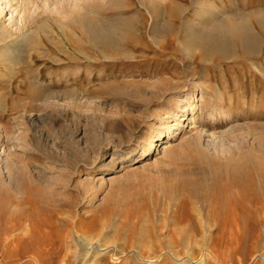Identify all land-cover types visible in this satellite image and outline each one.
Segmentation results:
<instances>
[{
  "label": "rangeland",
  "instance_id": "374dc122",
  "mask_svg": "<svg viewBox=\"0 0 264 264\" xmlns=\"http://www.w3.org/2000/svg\"><path fill=\"white\" fill-rule=\"evenodd\" d=\"M219 1L220 20L250 19L262 39L254 47L258 54L245 55L237 46L233 57L199 49L190 55L180 44L183 23L173 22L170 5L156 14L142 0H0V23L11 34L5 42L29 34L14 67L0 64V181H10L6 166L16 172L25 163L59 200L51 223L60 229L48 237L52 242L63 235L76 250V239L67 235L79 218L81 234L101 239L102 249L116 247L95 259L71 255L70 264H176L172 254L200 264H264V22H258L264 0H238L240 11L230 0ZM184 16L198 17L192 11ZM82 18L110 24L113 37L94 40ZM169 19L170 29L163 26ZM201 78L210 82L208 89H193ZM190 90L196 110L171 117ZM36 118L43 123H33ZM171 120L184 124L149 149L109 163L132 138ZM196 136L212 167L197 175L204 180L202 194L192 187V197L176 206L163 191L204 165L186 144ZM249 152L251 185L235 189L220 170ZM22 227L12 237L7 221L0 224V252L8 238L23 244L21 256L24 246L33 250Z\"/></svg>",
  "mask_w": 264,
  "mask_h": 264
},
{
  "label": "bare ground",
  "instance_id": "6f19581e",
  "mask_svg": "<svg viewBox=\"0 0 264 264\" xmlns=\"http://www.w3.org/2000/svg\"><path fill=\"white\" fill-rule=\"evenodd\" d=\"M228 2L236 6L233 7L235 11H240L241 8L238 6V0H230ZM223 3L224 2L222 1L220 2L219 0H190V4L188 3V5H185V4H181L180 0H142V4L144 6H150L153 12L156 14L165 11L166 7L170 5L171 7L169 9L170 12L169 11L168 12L169 14L171 13L170 15H173L172 16L173 22L180 19V21H182L181 23H183L182 25L180 24L183 32L182 34L183 37L181 39L180 44L183 47V49L190 55H192L195 49L196 51L197 49H199L202 50L203 52L205 51L206 54H211V55L217 54L220 57L221 56L233 57V56H237V52H236L237 46L242 48L241 50H243L244 54L246 53L245 55H251V53L254 52V47L257 48V45L262 44L261 43L262 39L260 38L261 39L260 42V40L256 38L257 34L252 31L250 19L247 17L242 16L241 19L237 21L225 20V19L220 20L219 17L221 16V13L223 11ZM16 8L12 9V11L15 10ZM187 11H192V13L198 17L191 18L190 16V18H185L184 15ZM2 14L3 12L0 13V15ZM197 18H199L200 20ZM202 18L206 23L204 21L200 22ZM260 19L258 20V22L262 24L264 22V18H260ZM172 20L171 22L169 21L168 23L163 24V26L170 29L168 27V24L172 23ZM83 22L86 23V26H88L90 36L96 41L108 42V40L112 36L111 29L113 27H111L110 24L108 25L100 24V23L98 24L97 21H95L92 24L91 22L88 23L86 19H83ZM166 28L164 30H166ZM28 35L29 34L27 33V34L19 35L17 37L15 36L14 38H11L10 42H5L7 41L8 38H10L11 34L8 32V29L0 23V47H2L0 51V64L6 62L10 65V67H12L11 66L12 64L14 67V64L18 61L16 54H18L17 52H19L20 49L22 48V45L26 41ZM253 37L256 39L253 40V42H251V38ZM171 41L173 42L174 39L171 38ZM257 50L259 52V49H256V51ZM255 53L256 52H254L253 54ZM209 56L210 55H208V57ZM207 59L210 60V57ZM10 72L14 73V70ZM38 75H39L38 76V80H39L42 74L39 73ZM201 79L197 82L194 81L193 89H195L198 86L202 88V91L208 89L207 87H209L210 82ZM32 84L36 85L41 83H39L38 81L35 83L34 81L32 82ZM229 88L230 87L225 85L224 91L228 92ZM214 90H216L217 97L222 101V99L224 98V94H222L221 91L222 88H220L219 85H217L215 86ZM191 92L192 91L190 90V93ZM190 95H193V93L187 95L186 98H181L180 101H182L184 104L177 105L175 107L176 109H174L171 112L170 114L171 117L177 115L178 112L184 113L188 111L187 113L191 112L193 114V112L197 108V104L195 102V99L191 100ZM232 98L231 97L229 98L231 102L233 100ZM2 103H0V107ZM23 114L21 116L22 118H23ZM252 120L254 121L253 118ZM32 122L40 123V124L43 123V121H41V119L38 118L34 120L32 119ZM180 124L181 125H179V123H175L174 120H171V121H167L164 124L163 128L160 130L156 128L157 127L156 126L155 128H149L148 130L143 131L142 135L131 139V142L128 144V148L124 150H120L121 152H123L121 155H118L117 153L112 154V158L110 159L111 162L109 163L111 164L117 158L121 157L124 154L130 156L131 154H134L133 153L134 151L136 152L139 149L140 150L149 149V147L153 146L155 142H157L158 138L166 135L169 137V135L174 132L176 126L179 129L181 126H183L184 123H180ZM250 124L253 125V123L251 122ZM199 138L200 137L198 136L188 137L186 139V144L190 146L192 150L197 152L201 164L204 165L196 169L197 174H195V176L193 177L189 176L184 180H182L181 183L167 187L165 191H163V194L167 197V199L175 203L176 206L178 205L180 206V204L184 205L185 198H187V200L188 198H190L189 196H191V194L193 193L192 187L197 188L199 193L202 194L201 184L203 183L204 180L202 177H197V175L198 174L207 175V173L209 172L207 170V167H212V165L210 164L211 160L209 159V157L206 156L204 151H202L200 148ZM32 157L33 155H30V158ZM251 160H252L251 154L249 152V155H246L243 158H240L238 161H235V164L231 165V168L228 169L227 171L221 169L219 174L222 173V177L225 174H227L226 178L230 179L229 182L231 184V187L233 186L235 187V189L237 187L247 188L248 186L251 185ZM78 164L79 161L76 159L75 163L73 164L74 169L78 167ZM214 165L217 167L218 164H216L215 162ZM6 167L9 169L8 171L10 173V181L8 183L0 181V224L4 221L5 222L7 221V232L8 235L10 236L13 235L12 233L19 226H23L22 228H24L23 230L24 238H29L30 240H32L33 250H31L30 252L29 248L24 246L23 251H25L24 253L26 255L21 256L20 249H21V245L23 244L20 243L19 239L12 240L8 238L4 250L0 252V264H21L24 263L25 259L27 260V262L29 261L31 264H70L72 258L71 255H74V259H78V260L86 259L88 257H93L95 259V256H98L100 252L106 253L107 249H110L111 247L116 248L115 246L108 245L106 246L105 249H102L101 239H97L95 241L92 235H87L88 233L81 234L80 233L81 230H79L80 229L79 218H77L76 221L72 220L73 221L72 226L68 229L69 234L67 235L68 237H73V239H76V242L75 240H73L76 243V247H77L76 250H72L73 248L71 249L70 240H65V239L61 240V238H63V235L62 237H60V239H58L59 238L58 234H56L57 235L56 238L58 237L57 238L58 242L57 243L52 242V240H50L52 239V237L50 239L48 237L53 236V234L55 232H58V230L60 229L54 227L55 225L51 223V218H54L53 216H55L57 213L59 214V210L57 209L59 208L58 207L59 200L56 199L53 193H51V188L42 186L41 182H39L35 178V175L33 174L32 170L25 163L19 166L16 172L12 171V169H10L8 166ZM223 172H225V174ZM225 201L228 204V201H230V199L227 198L225 199ZM198 203L202 204V199L199 200ZM35 205H37L38 210L36 208H33ZM41 208H43V210ZM40 211L42 212L45 211L42 215V218H40L38 215ZM231 212L232 214H235L234 217L238 216L236 215L238 213L236 208L232 209ZM200 216L203 218L202 213H200L199 217ZM17 222L20 223L19 226L17 225ZM202 226L205 227L204 224H202ZM84 229L86 230L87 228ZM56 246L58 247V249ZM54 247L57 249V251H55ZM53 254L55 255L54 258L52 257ZM136 258L139 260L145 259L140 256L139 252H136ZM171 258L176 262V264H200L198 260H193L192 258H188V260L185 261L183 260V257L174 254H172ZM151 260L148 258L147 259L148 263L151 262Z\"/></svg>",
  "mask_w": 264,
  "mask_h": 264
}]
</instances>
